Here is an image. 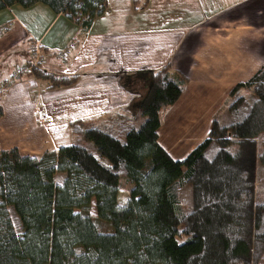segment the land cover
I'll use <instances>...</instances> for the list:
<instances>
[{"label":"trees","instance_id":"trees-1","mask_svg":"<svg viewBox=\"0 0 264 264\" xmlns=\"http://www.w3.org/2000/svg\"><path fill=\"white\" fill-rule=\"evenodd\" d=\"M39 3L85 31L108 7L107 0H0V12ZM33 67L51 90L79 80ZM137 77L135 94L142 83L147 89L137 122L120 113L73 122L74 142L39 158L0 148V264H264V202H256L264 67L230 91L228 121L216 116L208 139L183 161L160 145L158 132L161 111L188 79L170 64Z\"/></svg>","mask_w":264,"mask_h":264},{"label":"crops","instance_id":"crops-1","mask_svg":"<svg viewBox=\"0 0 264 264\" xmlns=\"http://www.w3.org/2000/svg\"><path fill=\"white\" fill-rule=\"evenodd\" d=\"M160 7L149 15L132 11L123 33L103 25L109 21L106 16L85 31L40 3L1 11L0 28L10 24L12 28L0 34V61L24 48L29 64L30 51L33 56L39 49L43 56L39 66L45 71L78 75L79 80L53 90L45 83L49 92H43L41 81L28 74L0 100V107L7 110L0 118V148L39 158L74 142L73 122L95 121L110 113L142 117L139 103L146 86L135 94L137 78L127 89L119 77L110 75L154 71L170 64L172 72L188 83L180 99L160 113L159 143L173 159H186L208 139L230 91L264 67V0H172ZM103 42L106 50L98 52ZM58 50L63 53L56 62L51 55ZM7 72L0 68V80ZM39 110L46 122L39 120Z\"/></svg>","mask_w":264,"mask_h":264},{"label":"rangeland","instance_id":"rangeland-1","mask_svg":"<svg viewBox=\"0 0 264 264\" xmlns=\"http://www.w3.org/2000/svg\"><path fill=\"white\" fill-rule=\"evenodd\" d=\"M107 1H108V7H107L105 13L102 16H106L109 21L108 22H103L102 21V24L106 25L108 27H113L115 29L116 28H121V32L123 33L122 29L127 27V25L125 24L126 23V16L130 15L132 11H134L135 9H138L137 13H139V14L140 13L144 14L145 12H146V15L154 14L155 11H159L160 10V8H161L160 5L161 4H164L165 1L167 3L168 2L170 3L172 0H107ZM136 5L139 8H137ZM203 10H204V8H203ZM200 15H202V13ZM192 24L193 23H189V25H192ZM104 42H105V40H104ZM104 42H103V44L100 45V47L98 49V52H100V51L103 52ZM74 45L76 47V43ZM105 50H106V48H104V51ZM60 52H61V50H58L57 52H55V54L51 55L52 58H55L56 62H57L56 57H57V55ZM61 53H63V52H61ZM61 53L59 54V58H61V56H60ZM30 54H31L30 55L31 57H30L29 61L33 64L32 67H31V70L30 71L29 70L28 71L25 70L26 72L23 73V74H20V76L14 81V83L11 86L8 85L5 88H2V85H1L2 81L3 82L7 81L13 76L14 73L21 72L23 69L28 68L26 66L27 62H25V61L28 60V56L24 52V48H18V49H14L13 51L9 52L0 61V68L3 69V70L8 71L6 74L1 76L3 79L0 80V100L2 98H4L6 95L10 94V92H12L15 89V87L17 88V86L21 85L20 83L25 81L26 76L28 74L32 73V75H33V71H34V67L33 66H39L40 65L43 56L42 55L37 56L35 54V51H34V55H33L34 58L32 59V57H33L32 56V54H33L32 50L30 51ZM47 60H48V55L46 54V61ZM31 63H29V64H31ZM40 69L43 70L41 66H40ZM137 74L138 73L121 74L120 76H118L117 74H111L110 78L114 79V78L119 77V82L124 83V86H126V85H128V83H135L136 78H138ZM54 75L58 76L59 74L56 73ZM138 80H139V78H138ZM140 82L141 81H139L138 83H140ZM142 84L143 85L141 87L144 86V83H142ZM40 86H41V89L43 90V92H49V91H47V87H46L45 82H40ZM137 89L138 88H134V91H136ZM35 95H36V93H35ZM32 96H33V93H32ZM14 103H15L14 101L11 102V109L13 108ZM140 103H142V102H140ZM134 105L136 106L138 104L136 103ZM227 107L228 106H226L224 109L222 108L223 110L217 116V119L219 121H221L222 123H226V121H228V118H229L227 116ZM6 111L7 110H6L5 106L0 107V112H1L2 116H4V117L6 116ZM129 119H131L134 122H137V119L134 118L133 116H131ZM83 146H85L87 149L91 150L93 153L96 154V149L94 148V146L92 144L86 142V143H83ZM181 159H183V158H181ZM263 170H264V167H262L260 165L259 168H258V183H259V186H258V189L256 191V202L257 203H263L264 202V176L262 175V171ZM62 179H63V175L58 174L56 176L57 182H62ZM129 191H130L129 183H123L122 190H121L120 197H119L120 201L122 203H124L127 200L128 196H129L128 195ZM185 191H186L185 192L186 195L190 194V200L189 199L187 200L186 196H185V199L190 202V208L189 209H191V198H192L191 190H190V188H187ZM9 211H10V216L12 218L16 233L17 234H21L23 229H22V224H21L18 216L16 215V213L14 212V210L12 208H10ZM92 213H93V215L95 217L97 216L96 215V210H95L94 207H93ZM183 240L184 241L188 240V237H185Z\"/></svg>","mask_w":264,"mask_h":264},{"label":"built area","instance_id":"built-area-1","mask_svg":"<svg viewBox=\"0 0 264 264\" xmlns=\"http://www.w3.org/2000/svg\"><path fill=\"white\" fill-rule=\"evenodd\" d=\"M12 28V25L10 24L9 25V27L8 28H5V27H2V28H0V34H4L5 32H7L8 30H10ZM36 55L37 56H40L41 55V53H40V50L38 49V51L36 52ZM36 56V57H37ZM66 57V55H64V58ZM28 68H26V69H23L21 72H17V73H14L13 74V76L9 79V80H7V81H4V82H2V88H5V87H7L8 85H12L13 83H14V81L20 76V74H23V73H25L26 71L25 70H31V67H32V64H27L26 65ZM9 86V87H10ZM38 118H39V120H41V121H43V122H46L48 119L44 116V112L43 111H41V110H39L38 111Z\"/></svg>","mask_w":264,"mask_h":264}]
</instances>
